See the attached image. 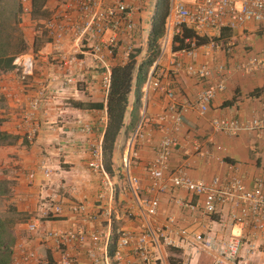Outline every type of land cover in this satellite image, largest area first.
<instances>
[{
  "label": "crops",
  "instance_id": "0c3cea01",
  "mask_svg": "<svg viewBox=\"0 0 264 264\" xmlns=\"http://www.w3.org/2000/svg\"><path fill=\"white\" fill-rule=\"evenodd\" d=\"M113 1L118 0H101V3ZM119 1L126 5L134 27L131 31L118 32L119 44L112 56H106V61L109 67L125 63L128 58L124 55V49L129 45L131 53L138 51L135 54L138 65L148 56L147 39L156 0ZM178 1L191 7L197 0ZM68 3H73V0H44L46 15L33 18L30 15V0L24 2L27 11L20 13L18 25L26 46L22 53L33 59L32 71L24 81H20L14 67L0 72V94L3 96L0 130L15 136L10 143L0 144V179L6 180L10 188L3 198V207L0 206L5 214L2 217L9 218L12 234L10 264H37L35 260L21 261L24 251H33L39 258L54 262L64 249L72 255L75 264H92L87 253L92 245L91 235H96L98 243L106 248L107 264H138L134 243L120 249L119 262L110 255L119 230L138 234L140 225L149 222L139 214L135 202L134 205L127 203L131 209H120L123 208L120 199L128 200L129 197L126 196L125 187L120 191L115 189L116 182L126 179L132 201L138 197L136 192L140 196L158 197V213L149 223L164 224L166 216L172 215L179 227L196 226L195 216L174 203L175 197L187 196L186 191L169 186L159 192L158 184L165 182L168 186L165 178L150 182L145 176L146 165L155 157L156 145L165 131L175 136L178 147L171 152L163 167L164 177L177 169L192 179L204 182H209L214 176L226 179L237 175L245 187H253L259 179L264 189V126L228 135L213 130L210 125L212 119L245 120L264 112V70L245 66L251 54L264 50V19L246 21L240 27L226 28L228 31L221 33L219 29H200L196 32L198 35L214 37L215 40L198 45L191 59L174 53L171 41H168L160 57L165 65L160 80L164 86L175 91L177 104L192 102L205 82L195 74L183 70L175 72L173 61H191L195 66L206 64L210 69V82L224 77V88L213 95L203 113L194 107L182 111L178 129H173L172 121L168 118L162 121L157 119L166 102L162 89L146 88L143 81L137 97L133 75L123 124L112 149L113 175L110 178L113 187L109 194L101 184L99 175L87 167L90 149L97 142L101 144L106 124L104 103L107 90L101 80L102 69L90 54L98 41L77 34V28L86 14L67 8ZM49 21L59 23L65 29L58 44L47 35L46 24ZM109 34L107 30L101 38L106 39ZM34 40L37 42L35 49ZM226 48L229 52H226ZM61 56L64 63L56 62L59 61L57 57ZM65 77L70 80L65 90L61 91L59 85ZM232 97L235 98L232 104L222 105ZM33 99L40 101L35 109L29 107ZM73 101L99 102L102 107H77L72 104ZM141 116L144 119V138L137 142V156L130 160L127 174L121 177L119 172L125 170L121 158L126 141ZM83 125L89 127L87 131L81 130ZM195 143L204 145L203 155L195 153ZM42 160L53 172L49 178H44L38 166ZM30 172L32 177L27 176ZM130 178L135 182L129 181ZM54 192L67 200L83 202L84 210L73 212L63 205L62 213L57 218L49 214L41 215L37 212L40 199ZM46 202L47 199H42L43 204L46 205ZM30 218L36 219V229L33 231L25 228L24 222ZM46 230L81 231L83 238L58 244L52 239L43 238ZM149 249L153 250L151 247ZM160 252L167 263L174 264L181 260L179 249L160 246ZM96 257L95 264H104L101 252H96ZM262 258L264 252H259L247 264H256ZM208 262L209 258L202 255L197 264Z\"/></svg>",
  "mask_w": 264,
  "mask_h": 264
},
{
  "label": "built area",
  "instance_id": "2783aa9c",
  "mask_svg": "<svg viewBox=\"0 0 264 264\" xmlns=\"http://www.w3.org/2000/svg\"><path fill=\"white\" fill-rule=\"evenodd\" d=\"M26 0H18L21 12L27 11L24 6ZM67 8L76 9L86 14L82 24L77 28V34L87 35L89 38H96L95 44L90 54L94 62L102 69L101 80L107 90L109 84L110 67L106 61V56H112L118 46V32L120 30L131 31L134 27L126 5L121 1H113L102 4L101 0H73L68 3ZM264 19V0H197L191 7H186L178 0H169L168 13L165 19V32L160 38L159 51L152 61L148 74L146 75L144 86L151 89H162L165 97V105L157 115L159 121L168 118L172 121L173 129H178L181 121V113L187 107H194L199 113H203L213 95L224 88V77L210 82V69L206 64L195 66L193 62H183L178 59L173 61V70H183L188 74H195L204 79L205 85L196 93L192 102L184 105L175 102V91L161 83L158 75H155L157 62L163 53L168 41H171L174 34L179 33L180 25H185L199 31L202 28L211 29H235L242 26L246 21H261ZM47 35L58 44L64 28L61 24L49 21L46 24ZM110 34L106 39L101 38L107 31ZM189 45L175 50L174 53L193 58L195 56L196 45L193 40L188 41ZM128 45L124 49V55L128 58L131 53ZM172 50V49H171ZM229 52V49H225ZM173 51V50H172ZM53 58V62H55ZM64 63L63 57H57ZM12 65L17 72L20 81H24L26 76L32 71L33 59L25 53H18L13 57ZM248 68L264 70V50L251 54L245 63ZM154 71V73H153ZM69 78L61 80L59 90L64 91ZM40 101L33 99L29 102V107L35 109ZM144 119L141 116L132 133L126 141L125 152L122 155V164L128 172L130 160L137 156V142L144 138L142 125ZM210 125L213 130L231 135L239 131H251L260 126H264V112L258 117L249 119L219 118L212 119ZM88 126L83 125L81 130L87 131ZM178 147V141L169 131L158 141L155 148V157L146 165V179L150 182H159L162 178L168 182L158 184L157 191H165L169 186L181 188L187 192L183 198L175 197L174 203L184 208L186 212L194 215L196 226L179 227L176 219L172 215L165 218V223L154 225L150 219L158 213V197L156 195H146L145 198H135L136 207L139 214L149 222L140 225L138 234H133L127 230H119L117 242L111 254L114 261L119 262L121 248L134 243V253L138 257V264H170L161 256L160 246L176 248L180 250L181 260L174 264H197L202 255L209 258L208 264H247L250 258L264 252V189L262 183L257 179L253 187H245L237 175H231L226 179L217 176L211 178L209 182L195 180L179 169L172 170L165 177L163 167L173 150ZM195 153L203 155L205 148L202 143H195ZM44 175L49 178L52 170L47 163L42 160L38 165ZM87 167L95 174L99 175L101 184L112 192V180L105 170L102 160L101 144L97 142L90 149V157ZM32 177V173L27 174ZM127 177H129L127 175ZM135 182L133 178L129 181ZM42 199H47L46 205ZM38 203L37 212L41 215L49 214L52 218L61 215L63 205L73 212L84 210L83 202L67 200L64 196L54 192L43 196ZM42 205L45 207H42ZM25 228L29 231L36 229V219L30 218L25 222ZM200 223H203L200 224ZM44 239H52L58 244H64L73 239L82 240L81 231H61L46 230L43 232ZM92 245L87 253L92 264L97 262L96 252L103 255L104 264H107L108 252L104 245L98 243V237L91 235ZM149 247L153 250L150 251ZM21 261L35 260L37 264H75L72 255L66 250L60 252L59 257L54 262H49L39 258L33 251H24L20 257Z\"/></svg>",
  "mask_w": 264,
  "mask_h": 264
},
{
  "label": "trees",
  "instance_id": "16d2710c",
  "mask_svg": "<svg viewBox=\"0 0 264 264\" xmlns=\"http://www.w3.org/2000/svg\"><path fill=\"white\" fill-rule=\"evenodd\" d=\"M30 15L33 18L44 17L46 11L43 8L44 0H30ZM169 0H156L155 9L151 17L150 31L147 39L148 56L136 65L135 54L138 51L128 55V59L123 64H114L110 67L109 84L105 96L104 108L106 112V124L102 134L101 150L102 160L105 170L111 176V154L116 136L123 124V116L128 104V94L131 89L133 75L135 74L136 94H140L146 70L156 58L159 46L158 41L165 32V19L168 13ZM21 7L18 0H0V72L13 67V57L22 53L26 46L23 34L18 25ZM228 29V28H227ZM226 28H221L220 33ZM193 40L196 46L207 43L209 40H215L214 37L198 35L193 29L180 25L179 33L172 37L171 49L173 51L187 47L188 41ZM37 46L36 40L33 42V49ZM232 99L224 101L222 105H230L234 102ZM3 103V96L0 94V105ZM72 104L77 107H95L100 108L99 102H79L73 101ZM1 122V119H0ZM15 136L0 130V144L10 143ZM10 191L6 180L0 179V199ZM9 219V218H8ZM0 214V264H10L12 234L9 228L8 220ZM112 254V251H110ZM110 254V255H111Z\"/></svg>",
  "mask_w": 264,
  "mask_h": 264
},
{
  "label": "rangeland",
  "instance_id": "374dc122",
  "mask_svg": "<svg viewBox=\"0 0 264 264\" xmlns=\"http://www.w3.org/2000/svg\"><path fill=\"white\" fill-rule=\"evenodd\" d=\"M20 16V15H19ZM163 66H165L164 64H163V60H161L160 59V61H159V65L155 68V75H158V77L160 78L161 76H162V73H163ZM119 174L121 175V177L123 176L124 177V175H126V170H122L121 172H119ZM124 181V182H123ZM113 183V182H112ZM134 183V182H133ZM115 189L117 190V191H120V190H122L123 189V187H125V189H126V191H127V193H126V196H128L129 197V199L128 200H126V199H124V198H121L120 199V206H123V208H120V209H131V207L130 206H128V205H134V202H135V198H134V200L132 201V195H131V192L130 191H128V190H130V188L127 186V183H126V179L124 178L123 180H121V181H119V182H116V184H115ZM112 187H113V185H112ZM121 194H123L124 195V193H122L121 192ZM136 194H138V199H140V198H145V196H140V194L139 193H137L136 192ZM4 198V197H3ZM3 198H1L0 199V206H1V208L3 207V205H4V202H3ZM127 203H128V205H127ZM135 205H136V203H135ZM3 209H0V214L1 215H5L4 213H3V211H2ZM256 264H264V258H262L259 262L257 261V263Z\"/></svg>",
  "mask_w": 264,
  "mask_h": 264
}]
</instances>
